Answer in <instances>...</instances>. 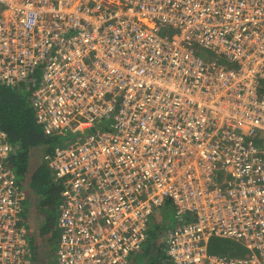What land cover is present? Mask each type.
I'll use <instances>...</instances> for the list:
<instances>
[{
    "label": "built area",
    "instance_id": "built-area-1",
    "mask_svg": "<svg viewBox=\"0 0 264 264\" xmlns=\"http://www.w3.org/2000/svg\"><path fill=\"white\" fill-rule=\"evenodd\" d=\"M37 72V121L75 135L54 264H128L168 203L170 264H264V0H0V83ZM15 152L0 124V264H35Z\"/></svg>",
    "mask_w": 264,
    "mask_h": 264
},
{
    "label": "trees",
    "instance_id": "trees-1",
    "mask_svg": "<svg viewBox=\"0 0 264 264\" xmlns=\"http://www.w3.org/2000/svg\"><path fill=\"white\" fill-rule=\"evenodd\" d=\"M40 76V72H37L33 79L28 82L21 83L20 85H17L15 87H7L2 84H0V124L2 128L6 131L8 134V139L11 142L12 145L16 148V152L12 155L10 159V163L14 160L15 157H18V162L16 161V165H18L17 172H15L18 181L23 185L24 189L26 190L28 194V190L26 186L29 185L32 186V182L34 181L33 187L39 185L40 187H43V183H40L36 181V179L39 177L41 172L43 171L42 168L44 166V169L51 172V177L49 181L47 182V185L51 188V192L55 193L56 196L60 195L59 197V212H60V204L62 201V186L59 184L58 181L55 180V177L53 176V173L51 171V168L48 166L47 162V156L50 155L56 146H58L60 143V140L56 136H63L59 134H53L49 135L46 134L42 125L37 121L35 109L33 110V104H32V94L35 90L36 86L38 85V79ZM262 90L264 91V85L262 87ZM24 96H28V100L24 98ZM25 103V104H24ZM27 104V105H26ZM56 135V136H55ZM42 146L47 147V149L44 152L43 155V162L42 167L40 170H35V162L32 161V158H34V155L37 154L38 149L36 147ZM35 149V152L29 156V151H33ZM39 154V153H38ZM31 161V162H30ZM29 172L34 173L32 181L28 184H23L22 181L25 178V176H28ZM36 172V173H35ZM30 176H28V179ZM59 187V188H58ZM50 192V193H51ZM51 195V194H50ZM26 200V199H25ZM168 206L165 207L164 213L165 218L163 219V225L167 229H170L173 227L174 221H175V214H174V208L171 203L167 204ZM25 217V216H24ZM59 217V214H58ZM186 220H191L193 218L192 215L187 214L185 216ZM27 223L28 220L24 218ZM168 222V223H167ZM57 236L54 240L57 241V247H58V238H59V228H58V222H57ZM163 229H158L152 231V233L149 232L148 238L144 243V246L140 251L144 253V256H146V260L148 261L152 259L155 261V255L160 254L161 251H164V255L162 256L159 261L156 262V264H170L168 261V255L166 254L165 248L167 246L166 243V231L162 233ZM42 235L46 233V230L42 228L41 230ZM150 231V230H149ZM151 237H154L150 240ZM159 238V247L156 243V238ZM155 239V240H154ZM234 247V244H230V248H228L226 245H215L214 251L221 252L225 254L229 249ZM30 253L32 254L33 262L35 264H44L46 259L43 254H37V250H33L31 246ZM36 255L38 256L36 258ZM36 258V260H35ZM57 258V248L54 255V259L51 261L50 264H54L56 262ZM149 263V261L147 262ZM152 264V262H150Z\"/></svg>",
    "mask_w": 264,
    "mask_h": 264
},
{
    "label": "rangeland",
    "instance_id": "rangeland-1",
    "mask_svg": "<svg viewBox=\"0 0 264 264\" xmlns=\"http://www.w3.org/2000/svg\"><path fill=\"white\" fill-rule=\"evenodd\" d=\"M1 84V83H0ZM25 99L28 100V96H24ZM25 104V103H24ZM27 105V104H26ZM34 110V108H33ZM56 136V135H55ZM60 143L63 142H71L74 141L75 135L68 134L67 136H56ZM38 149L39 152L36 151L37 154L34 155V158H32L31 154L35 152V149ZM34 148V150L29 151L30 159L32 158V161L35 162V170H40L42 167L43 162V155L44 152L47 150L42 146H38ZM39 153V154H38ZM18 157H15L12 163H10L11 168L14 170V172H17L18 165H16V161L18 162ZM31 162V161H30ZM42 172L39 175V177L36 179V181L43 183V187H40L39 185L33 187L34 181L32 182V186L29 185V183L32 181L34 173L29 172L28 176L30 178L28 179V176H25L23 179V184H28L29 186L27 188L28 194L27 198L24 201V216L28 220V242L29 246L32 247L33 250H37V254L41 255L43 254L46 261L44 264H50L51 261L54 259V255L57 248V241L54 240L57 236V222H58V214H59V197L60 195L56 196V192L52 193L51 188L47 185V182L49 181L51 177V172L44 169V166L42 168ZM36 173V172H35ZM17 174V173H16ZM19 176V175H17ZM20 178V177H18ZM59 188V187H58ZM51 192V193H50ZM51 194V195H50ZM165 213L163 215H160L159 221L156 224L151 225L150 227V233L154 230L163 229L162 233L165 231V227L163 225V219L165 218ZM42 228L46 230V233L42 235ZM154 238L151 237L150 240ZM156 238V237H155ZM155 240V239H154ZM156 243H159V238H156ZM239 244L236 240H224V239H218L212 243V247L214 249L215 245H226L228 248H230V244ZM159 247V244L157 245ZM237 251L239 253H243V249H241L239 246H234L231 249H229L226 253L234 254ZM164 255V251H161L160 254L155 255V261L152 259L146 260V256H144V253L142 251L139 252H133L129 256L128 264H156L159 259L162 258ZM38 256L36 255V258ZM35 258V260H36ZM40 264V263H39Z\"/></svg>",
    "mask_w": 264,
    "mask_h": 264
},
{
    "label": "crops",
    "instance_id": "crops-1",
    "mask_svg": "<svg viewBox=\"0 0 264 264\" xmlns=\"http://www.w3.org/2000/svg\"><path fill=\"white\" fill-rule=\"evenodd\" d=\"M25 218V217H24Z\"/></svg>",
    "mask_w": 264,
    "mask_h": 264
}]
</instances>
